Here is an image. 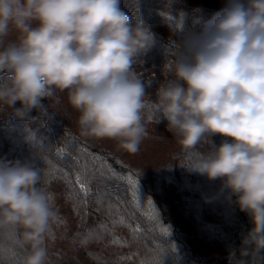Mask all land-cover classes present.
Wrapping results in <instances>:
<instances>
[{
  "label": "clouds",
  "instance_id": "clouds-1",
  "mask_svg": "<svg viewBox=\"0 0 264 264\" xmlns=\"http://www.w3.org/2000/svg\"><path fill=\"white\" fill-rule=\"evenodd\" d=\"M137 16L121 0H0V105L11 109L8 121L50 118L43 101L67 91L83 135L136 153L148 102L135 66L156 45ZM167 50L173 78L157 89L156 123L166 120L178 137L187 161L180 166L221 180L250 218L229 264H264V0H225L198 32L170 36ZM217 135L225 138L218 146ZM55 216L41 170L0 159V252L19 251V264H50ZM93 238L78 237L81 246Z\"/></svg>",
  "mask_w": 264,
  "mask_h": 264
},
{
  "label": "trees",
  "instance_id": "trees-1",
  "mask_svg": "<svg viewBox=\"0 0 264 264\" xmlns=\"http://www.w3.org/2000/svg\"><path fill=\"white\" fill-rule=\"evenodd\" d=\"M224 3L121 0L123 10L138 12L156 38L135 66L148 102L143 113L147 134L136 153L116 140L83 135L67 91L57 92L58 102L43 101L49 107L45 120L8 121L11 109L0 105V159L32 163L51 194L56 216L46 240L50 264H229L230 251L239 255L242 237L253 226L250 218L218 180L180 166L187 162L186 153L167 121L156 123L153 105L160 84L173 78L169 37L198 32ZM223 139L212 137L217 146ZM218 192L224 193L226 215L216 202ZM88 231L94 238L81 246L78 237ZM20 254L0 252V264H19Z\"/></svg>",
  "mask_w": 264,
  "mask_h": 264
},
{
  "label": "rangeland",
  "instance_id": "rangeland-1",
  "mask_svg": "<svg viewBox=\"0 0 264 264\" xmlns=\"http://www.w3.org/2000/svg\"><path fill=\"white\" fill-rule=\"evenodd\" d=\"M218 182H219V184H221L222 183V181L221 180H218ZM222 185V184H221ZM215 200V199H214ZM216 202L219 204V205H221L220 207H222L223 208V213H224V215H226V213L224 212V210H226L227 208H226V206H225V204H224V193L223 192H218V195L216 196Z\"/></svg>",
  "mask_w": 264,
  "mask_h": 264
},
{
  "label": "snow or ice",
  "instance_id": "snow-or-ice-1",
  "mask_svg": "<svg viewBox=\"0 0 264 264\" xmlns=\"http://www.w3.org/2000/svg\"><path fill=\"white\" fill-rule=\"evenodd\" d=\"M82 188H83V185H82Z\"/></svg>",
  "mask_w": 264,
  "mask_h": 264
}]
</instances>
